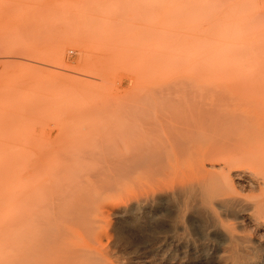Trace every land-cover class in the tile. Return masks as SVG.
Here are the masks:
<instances>
[{
  "label": "rangeland",
  "instance_id": "374dc122",
  "mask_svg": "<svg viewBox=\"0 0 264 264\" xmlns=\"http://www.w3.org/2000/svg\"><path fill=\"white\" fill-rule=\"evenodd\" d=\"M189 89L233 92L243 103L248 98H258L260 106H264V0H0L2 155L13 152L25 163L27 156L34 153L35 143V153H42L40 147L43 150L45 146L70 144L57 138L63 132L59 127L62 124L87 123L86 119L104 122L107 116L113 118L110 108L159 105L157 102H166L173 91L174 96L184 90L190 92ZM108 106L109 115L104 112ZM97 116L101 118L98 121ZM61 136L65 137L64 133ZM31 156L27 161L30 164ZM26 163L23 167L32 170ZM31 186L25 190H39L32 194L35 193L32 198H37L32 199L34 207L40 201L42 185L34 189ZM168 205L143 207L135 215L93 213L91 226L109 234L98 246L101 255L104 253L100 264H186L180 261H187L192 256L190 251L181 246L178 236L161 232L176 222L174 205ZM38 206L32 208V213ZM145 211L166 217L163 224L154 220L146 228L133 225L131 222L143 218ZM16 217L6 216L3 224L11 221L6 224L16 229ZM119 227L136 240L137 246L129 247V238L121 239ZM249 229L252 233L248 230L246 234L258 236ZM185 235L192 244L204 242V251L195 252L199 258L208 254L218 264L221 257H226L225 245H218L213 239L197 241L190 233ZM8 237L4 242L14 240L9 234ZM81 237L73 242L83 244L88 240L84 233ZM114 240H118L117 246L113 245ZM7 243L5 249L9 248ZM263 251L257 252L261 258ZM10 253L0 257H8L1 261L18 264Z\"/></svg>",
  "mask_w": 264,
  "mask_h": 264
},
{
  "label": "bare ground",
  "instance_id": "6f19581e",
  "mask_svg": "<svg viewBox=\"0 0 264 264\" xmlns=\"http://www.w3.org/2000/svg\"><path fill=\"white\" fill-rule=\"evenodd\" d=\"M189 91H178L174 96L173 91L166 102H157L159 105H118L114 110L108 106L104 112L112 109L113 118L104 114V122L94 123L92 118L93 122L86 119L90 123L60 125V134L65 137L59 135L58 140L64 138L70 144L64 145L62 140L63 146L56 145L59 148L45 146L48 149L43 150L50 152L46 155L41 147L42 153H35L37 143H32L35 155H30L31 164L27 162L29 155L28 164L25 162L32 170L24 168V161L13 152L3 153L0 251L1 255L7 252L0 257L11 252L18 264H100L104 253L101 255L98 246L104 244L107 235L89 223L93 213L135 215L143 207L167 203L174 205L176 222L161 232L178 236L181 246L192 255L180 262L216 264L206 253L199 258L195 252H203L206 246L204 242L192 244V239L183 237L190 233L194 239H213L225 245L226 257L222 255L218 264H264L257 253L264 250V106L258 98L243 103L233 92ZM54 148V154L60 151L52 158ZM40 184L42 203L38 199L40 206L36 201L34 207L38 208L32 213V194ZM27 186L34 190H25ZM10 215H18L16 229L6 224L11 221L3 224ZM165 218L145 211L142 220L135 218L131 223L145 227L154 220L163 224ZM249 227L258 236L246 234ZM117 232L122 240L129 238V247H135L136 240L127 237L123 229L119 227ZM83 233L88 237L85 244L73 242ZM8 234L14 238H10L12 243L9 240L11 246L6 241ZM3 239L10 250L3 247Z\"/></svg>",
  "mask_w": 264,
  "mask_h": 264
}]
</instances>
